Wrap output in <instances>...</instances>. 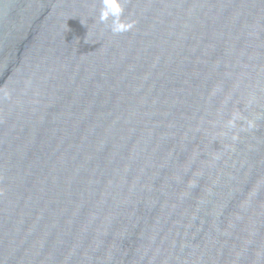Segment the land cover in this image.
Instances as JSON below:
<instances>
[{
    "label": "water",
    "instance_id": "obj_1",
    "mask_svg": "<svg viewBox=\"0 0 264 264\" xmlns=\"http://www.w3.org/2000/svg\"><path fill=\"white\" fill-rule=\"evenodd\" d=\"M122 2L0 0V264H264V0Z\"/></svg>",
    "mask_w": 264,
    "mask_h": 264
},
{
    "label": "clouds",
    "instance_id": "obj_2",
    "mask_svg": "<svg viewBox=\"0 0 264 264\" xmlns=\"http://www.w3.org/2000/svg\"><path fill=\"white\" fill-rule=\"evenodd\" d=\"M100 4L97 23L104 25L112 35L127 33L135 26V21L124 18L125 7L122 0H100ZM234 119L229 121L231 126H234Z\"/></svg>",
    "mask_w": 264,
    "mask_h": 264
}]
</instances>
